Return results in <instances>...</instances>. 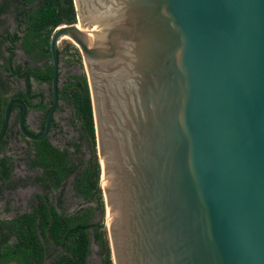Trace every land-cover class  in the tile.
Here are the masks:
<instances>
[{"label": "water", "instance_id": "obj_1", "mask_svg": "<svg viewBox=\"0 0 264 264\" xmlns=\"http://www.w3.org/2000/svg\"><path fill=\"white\" fill-rule=\"evenodd\" d=\"M113 264H264V0H72Z\"/></svg>", "mask_w": 264, "mask_h": 264}, {"label": "trees", "instance_id": "obj_2", "mask_svg": "<svg viewBox=\"0 0 264 264\" xmlns=\"http://www.w3.org/2000/svg\"><path fill=\"white\" fill-rule=\"evenodd\" d=\"M15 11L25 15L17 20V27L23 25V47L28 55L36 49L37 57L48 54L49 38L57 27L75 24V10L72 0H17ZM30 5L28 10L26 6ZM8 6L0 7V14L6 12ZM17 38V35H14ZM49 56V55H48ZM51 68L49 69V77ZM80 97L75 98L78 115L90 145V158L78 170L77 164L65 162L63 154L54 150L52 157L44 152L43 143L37 148L38 156L32 160L30 167L43 170V175L54 189H58L63 180L73 175V189L86 201H95L96 208L104 214V199L100 186L101 168L95 149V131L92 118L89 90L82 85ZM77 94V92H74ZM5 102L0 93V132L3 126ZM2 147L0 145V152ZM60 158V161H59ZM12 171L9 158H0V181L8 180ZM42 183L48 187L46 179ZM37 204L30 213L18 215L13 220L0 219V261L16 262V264H87L90 253L91 238L100 248L101 264H113L109 241L103 239L101 226L92 223L93 209L87 208L71 214L59 210L42 195L36 196ZM98 203H97V201ZM108 237V235H107ZM13 240L12 244L7 241Z\"/></svg>", "mask_w": 264, "mask_h": 264}, {"label": "flooded vegetation", "instance_id": "obj_3", "mask_svg": "<svg viewBox=\"0 0 264 264\" xmlns=\"http://www.w3.org/2000/svg\"><path fill=\"white\" fill-rule=\"evenodd\" d=\"M18 4L21 3L17 0H0V7L8 6V10L0 14V19L4 16L11 15L14 23L13 32H10L7 29L0 31V93L5 102L4 110L8 102L11 100L17 101L25 107L26 115L23 121V127L28 134L38 137L44 132L47 116L54 104V96L51 88L52 62L49 46L48 54L46 53L42 57H37L35 55L38 53L37 49L33 51V54L31 55L26 53L23 47L24 33L21 32V29L23 30V25L19 27L18 30L16 23L17 20L24 19L25 15H18L16 13L15 8ZM26 8L29 10L31 6L28 5ZM15 34L17 35V38H14ZM67 40L68 41L64 42L62 49H59L57 46V105L50 119L46 137L40 141H32L23 135L19 128V120L23 113V108L19 104H13L9 111L7 131L0 142L2 147L1 152L5 153L8 152L10 143L16 142L18 144H23L24 151L26 152L25 157L27 158L25 165L28 170L36 173V177L33 178V182L45 189H52L53 187L48 181V178L43 175V170L37 167H30L32 160L36 159L39 154L37 148L41 147L40 144L43 143V146H46L44 147V152L47 156L52 157L54 153L50 150H54L57 153L63 154L64 161L68 163H86L90 158V145L88 143L87 134L85 132V128L83 127V121L78 115L77 106L75 104V98L81 96V92L78 91L82 90V85L86 86L89 90L88 82L86 74L83 70L80 73H73L71 71H67L66 73L62 72V69L66 70L74 67L75 65L78 66L83 64L82 56L78 48L69 39ZM50 68L51 75L49 77ZM74 92H77V94ZM64 109L70 110V119L73 123L72 127H74V131H76L75 136L71 138L68 137L64 131V124L68 122L69 119L67 120L62 118L59 121L57 120V116L62 114ZM57 141L61 144V146L55 145ZM95 149L97 152L96 138ZM81 151L88 153V158L86 161L79 163L82 159H79L78 161L75 159L76 157L82 158L79 156ZM9 159L12 165V159ZM10 177L11 174L8 180L0 181V191H3L5 187H8ZM69 177H72V174L63 180L61 186L58 188L59 191L62 190L65 180ZM45 179L48 182V187L42 183ZM38 195H42L47 198L46 195L37 193L34 195V203L32 206L29 208L24 206L23 211L15 213L11 218L2 219L0 217V219L13 220L18 215L30 213L33 210V207L37 204L36 196ZM52 205L57 208L56 205ZM6 243L12 244V240L7 241ZM1 246L0 252L3 250L1 249ZM0 264L9 263L2 259Z\"/></svg>", "mask_w": 264, "mask_h": 264}, {"label": "rangeland", "instance_id": "obj_4", "mask_svg": "<svg viewBox=\"0 0 264 264\" xmlns=\"http://www.w3.org/2000/svg\"><path fill=\"white\" fill-rule=\"evenodd\" d=\"M9 30L10 32L14 31V23L11 15L4 16L0 19V31ZM68 41L67 39L61 40L58 43V48L62 49L64 42ZM84 71L83 64L75 65L69 69H62V72L66 73L67 71H71L73 73H80ZM69 119L68 122L64 124V131L68 137H74L75 132L74 127H72L73 123L70 119V110L64 109L62 114L57 116V120L61 119ZM56 146H61V144L57 141ZM24 151V146L22 143L18 144L16 142L10 143L9 150L7 153L0 152V158L3 156L9 157L12 159V173L10 180L8 181V187H5L3 191H0V217L2 219L11 218L15 213L21 212L24 209V206L29 208L34 203V195L37 193H41L47 196V201L51 204L57 206L59 212L65 214L75 213L81 210H85L87 208L93 209L92 223L98 224L103 227L100 230L102 232L103 239H107V229H106V211L104 207V214H102L101 210L99 211L96 208L95 201H86L76 194L72 187V177H69L65 180L63 184V188L61 191L58 189H50L39 186L38 184L33 182V178L36 177V173L34 171L28 170L26 167V157ZM83 155V156H81ZM80 157H76V161L82 159V161H86L88 158V153H84L83 151L79 154ZM78 170L82 169V164H77ZM97 201V200H96ZM98 203V201H97ZM26 209V208H25ZM13 242V240H12ZM100 248L94 239L91 238L90 243V253L88 256L87 264H101ZM51 258H49L46 263H50ZM9 264H16V262H10Z\"/></svg>", "mask_w": 264, "mask_h": 264}]
</instances>
